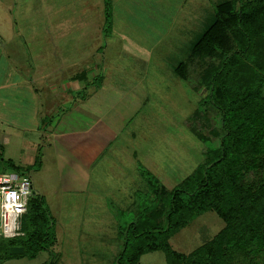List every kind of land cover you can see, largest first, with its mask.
I'll use <instances>...</instances> for the list:
<instances>
[{"label":"rangeland","instance_id":"374dc122","mask_svg":"<svg viewBox=\"0 0 264 264\" xmlns=\"http://www.w3.org/2000/svg\"><path fill=\"white\" fill-rule=\"evenodd\" d=\"M52 1L66 2V0ZM67 1L72 3L73 7L70 8V4H68L66 12L62 10L60 14H55L57 17L50 15L48 21L60 23V20L66 16L67 19L70 18L73 21L74 17L82 15L85 17L83 21L86 22L90 16L89 13H85V11H89V1ZM221 1L227 0H122L116 20H114L116 30L112 31V35L105 37L100 30L99 34H95L97 32L95 28L85 30L81 27L82 29L77 31V44H83L81 48H85L87 51L90 48L93 50L90 53L91 61L89 62L98 66L100 74V78L97 76L93 79V85L91 84L94 88L101 87L100 92L91 96L94 104L93 109H102L103 113L107 111V114L104 115L105 120L115 133L119 134L108 154L111 157V155H115L114 152H117L115 150H120L123 137L128 138L126 139L129 142L128 146L134 145L140 158V163L136 164L137 169L134 170V175L137 177L135 188L138 190L146 188L142 178L138 175L140 173L139 164L145 166L144 168L156 176L167 192L190 176L204 161V151L210 145L208 142H202L197 133L200 132L203 137L209 140L210 144L217 141L213 133L209 131L212 129L213 132H216L219 129V124L216 123L217 112L211 108L200 111L198 107L200 100L207 95L206 86L200 82L201 73L215 67L219 61L217 58L210 57H205L203 60L189 58L188 50L196 35L211 24L213 8ZM98 3L100 4V2ZM99 4L98 6L101 5ZM5 15L0 13V27L2 28L11 24ZM99 15L97 20L102 22L103 15H100L101 17ZM9 17L12 19V24L18 23V29H22L20 25L27 21L41 24L40 27L33 25L34 27L32 26L33 28L28 30L31 36L36 35L34 33L41 34L42 36L38 39L43 40V43L37 41L34 46L27 45V53H25L27 57L35 54L33 51L40 49L45 51L52 47L44 38L45 27L43 26L48 22L47 15H36L34 12L19 16L14 13ZM125 36L135 42L150 43V46H142L147 50L148 60L144 57L138 58L136 55L127 54V52L122 54L121 51L125 47L121 46V43L125 42ZM91 41H94L92 45ZM99 46L101 51L97 53L95 48ZM70 47L74 48L72 45ZM263 49L264 41L253 49L254 52L251 51L253 52L252 58L256 60V63H259L260 50ZM42 54L44 56L45 53ZM71 55V58H76L78 61L83 57L78 52L74 55L72 52ZM248 56L249 54L241 56L242 64L252 67V70L255 71L254 74L260 73L256 64L248 60ZM181 61L187 64L186 78L184 79L177 76L173 69ZM87 64L78 62L76 68ZM94 70L96 71V68ZM102 75L104 76L103 81L100 80ZM244 76H246L244 73L239 72L234 75V78L244 82ZM234 86L236 89V84ZM104 89H107L108 93ZM115 91L118 97L113 93ZM44 122H50V120L47 119ZM130 134H134L136 138L131 139ZM16 144L10 143L5 151L4 143L0 142V173L11 170L8 167V160L20 167L19 173L28 176L34 190L45 196L52 215L57 219L55 226H57L58 236L63 230L66 241L69 240L71 234L80 240L94 241L95 239L92 240L94 233H102V242L98 241L99 248H93L98 253L92 254L88 258H86L88 254H83L82 258L86 260L87 264H114L121 251L122 242L117 237V220L112 209H125L128 202L127 197L123 196L121 200H114L113 203L115 205L118 203V206H110V212L106 204L102 206L95 203L99 202L100 198L97 199V197H91L93 201L91 205L89 203L83 205L81 197H86L89 194V190L84 188V183L80 184L81 188H84L81 189L82 194H77V191L80 190L68 189L64 180L70 176V167L63 161L68 159L64 152L68 153L70 149L62 146L63 149L58 150L53 144L51 146H48V143L40 144L33 156L27 154V144L23 149H20ZM125 151L129 152V149ZM59 155L61 157L60 165L57 160ZM109 159L105 160L106 170ZM113 159L110 160L109 170L117 160V158ZM36 160L40 162V168H33ZM111 168L113 169L112 166ZM250 171H246L238 179L239 183H242V189L233 195H227L221 205L224 209H230L231 215H233L232 219H238L242 225H248L255 230L260 225V221L264 219V192H262L264 190V172ZM245 186L252 187L249 190L253 195L251 192L243 191L246 189ZM259 190L262 193L258 194ZM122 192V195L130 196L132 190L124 189ZM113 194L115 193L104 191L106 196L114 197ZM74 197L78 199L79 203L73 204ZM240 208L242 209L240 210ZM101 213L103 221L96 218ZM59 218L62 219L59 220ZM225 228L231 229V226L227 225L213 211H205L172 235L169 244L173 250L186 256H192L197 251L205 249L221 253L226 246V241L230 240L225 235L229 230L226 231ZM61 241V238L58 237V242L55 246L53 245L52 250L54 253L61 254L62 264H68L70 256L72 258H76V256L69 254L70 246ZM213 241L215 244H212ZM217 243L221 245L217 246ZM89 244L90 242H88ZM248 248L256 250L258 247L249 244ZM260 249L259 253L249 262L244 251L237 246L231 254L229 264H264V248ZM1 253L0 258L4 252ZM58 253L57 257L60 256ZM47 258V252H40L34 259L24 257L19 262L7 261L0 262V264H42ZM138 264H166L165 255L161 250L146 253L141 256Z\"/></svg>","mask_w":264,"mask_h":264},{"label":"trees","instance_id":"16d2710c","mask_svg":"<svg viewBox=\"0 0 264 264\" xmlns=\"http://www.w3.org/2000/svg\"><path fill=\"white\" fill-rule=\"evenodd\" d=\"M103 13L104 35H107L112 24V0H103ZM212 19L207 29L191 42L188 57L200 60L210 57L219 61L215 67L201 73L200 82L206 86L207 95L198 107L200 111L211 108L217 112L219 129L209 130L217 141L210 144L197 133L202 142L210 145L204 151V161L167 192L156 176L138 165L145 190L136 191L133 202L125 209H112L117 220V237L122 242L114 264H138L142 255L160 250L166 264H229L237 246L250 262L259 249L264 248V219L254 230L232 219L230 209L221 205L227 195L242 189L238 179L246 171L264 172V49L260 50L259 63L251 55L264 41V0L221 1L214 6ZM247 54L260 73L254 74L252 67L242 64L240 58ZM173 69L177 76L186 78L184 61L178 62ZM239 72L247 76L244 82L235 80L234 75ZM8 167L10 171H20L11 160H8ZM33 168H40L38 160ZM244 188L243 191L251 192L252 187ZM209 210L231 226V229L225 228L231 237L225 233L230 240L226 241L221 253L205 249L186 256L173 250L170 237ZM21 227L22 237L0 241V249L5 251L1 259H34L40 252H47L48 260L43 264H56L57 254L52 250L56 242L55 220L42 195L35 193L29 199ZM249 244L258 248L251 250Z\"/></svg>","mask_w":264,"mask_h":264},{"label":"crops","instance_id":"0c3cea01","mask_svg":"<svg viewBox=\"0 0 264 264\" xmlns=\"http://www.w3.org/2000/svg\"><path fill=\"white\" fill-rule=\"evenodd\" d=\"M88 1L89 11H85V13L90 14L88 18L90 21L84 22L85 17L80 15L74 17L73 21L70 18L67 19L66 16L60 20V23H55L49 22L48 17L60 14L62 10L66 12L68 4H70L67 0L62 3L52 0H0V13L6 14V18L11 23L8 27H0V142L4 143L5 151L10 143H17L16 145L20 149H23L27 144L26 152L33 156L40 144L46 145L48 143V146L53 144L58 150H62L63 147L70 149L68 153L64 152L68 159H62L70 167V176L64 179L67 188L72 191L80 190L77 191V194H82L84 188L88 189L87 198L81 197L83 198V205L87 203L91 205L93 202L91 199L97 197L100 199L99 202L95 203L102 206L106 204L110 212L109 206L115 205L113 201L121 200L123 196L128 199L126 207L133 202L134 193L138 191L135 188L137 177L134 175V170L137 169L136 164L140 163V158L134 145L132 147L127 145L129 142L126 140L128 138L125 137L121 142L123 144L120 145V150H115L117 151L113 153L115 155L109 156L108 152L119 134L115 133L105 120L104 115L107 114V111L103 113L102 109H93L94 104L91 96L100 92L101 88L100 86L97 88L92 86L93 79L100 74L97 69L98 66L89 62L91 61L90 53L93 50L90 48L87 51L85 48H81L83 44H77V31L82 28L85 30L95 28L97 31L95 34H99L100 30L105 37L112 35V31L116 30L114 20H116L122 0H112V24L110 33L107 35H104L103 0ZM69 7L72 8L73 4L71 3ZM34 12L36 15H47L49 23L47 22L43 26L45 27L44 38L52 47L45 51L41 49L33 51L35 54L27 57L25 54L27 53V45L34 46L37 41L43 43V40L38 39L42 36L41 34L34 33L36 35L31 36L28 30L33 28V25L40 27L41 24H33L27 21L20 25L22 29H18V23L12 24L9 15L16 13L22 16ZM99 14L103 15L102 22L97 20ZM125 38V42L122 40L123 44L121 43V46L125 47L121 51L123 55L127 52V54L136 55L138 58L144 57L148 60L147 50L143 49L142 46H150V43H146V45L141 41L135 42L126 36ZM92 42L94 43V41H91V45ZM71 45L74 48L70 47ZM41 47L44 49L43 46ZM100 51V46L95 48V52L99 53ZM43 52L45 53L44 56H42ZM72 52L73 55L78 52L83 57L79 61L76 58H71ZM91 56L93 57L92 54ZM78 62L88 64L76 68ZM101 77L100 80L103 81L104 76ZM104 90L108 93L107 89ZM113 93L118 97L116 91ZM47 119L50 122L45 123L44 120ZM130 138L135 139L136 136L130 134ZM126 149H129V152L125 151ZM113 156L118 161L116 160L111 165L113 169L110 166L109 170L108 167ZM106 159H109L107 170L105 169ZM57 160L60 165V155ZM102 176L103 178H101ZM139 177L141 178V176ZM81 183H84L83 189L80 186ZM124 189L132 190L130 196L122 195ZM104 191L114 192V197L104 195ZM34 192L39 194L35 190ZM98 192L100 193L96 194ZM42 196L48 207L45 196ZM88 199L90 202L87 201ZM75 203H79L76 197L73 200V204ZM117 204L115 206H118ZM48 210L53 219L56 220V225L57 219L52 215L49 207ZM96 218L103 221L102 213ZM61 219L59 218V220ZM56 228L57 226H55L56 242L54 246L60 237L61 242L70 246L69 254L76 256V258L70 256L68 264H87L86 260L82 258L83 254H88L86 257L88 258L92 254L98 253L93 248H99L98 241L102 242V233H94L92 238V240L95 239L94 241L80 240L74 238L73 234L66 241L65 232L62 230L63 233L61 232L58 236ZM88 242H90V246ZM1 252L5 251L0 249ZM58 254L60 256L57 257L56 264H62V256L60 253ZM22 258L24 257H11L4 260L0 258V262H19Z\"/></svg>","mask_w":264,"mask_h":264},{"label":"built area","instance_id":"2783aa9c","mask_svg":"<svg viewBox=\"0 0 264 264\" xmlns=\"http://www.w3.org/2000/svg\"><path fill=\"white\" fill-rule=\"evenodd\" d=\"M35 194L30 178L14 171L0 173V241L22 237V218Z\"/></svg>","mask_w":264,"mask_h":264}]
</instances>
